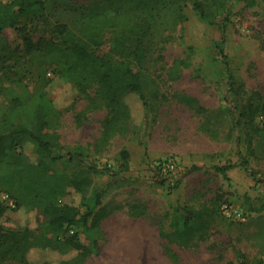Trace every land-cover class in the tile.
Returning <instances> with one entry per match:
<instances>
[{
	"label": "trees",
	"instance_id": "1",
	"mask_svg": "<svg viewBox=\"0 0 264 264\" xmlns=\"http://www.w3.org/2000/svg\"><path fill=\"white\" fill-rule=\"evenodd\" d=\"M232 1L0 0V192L14 200L15 209L33 206L26 227L7 228L0 223V264H34V251L43 254L40 264H83L97 249L95 229L108 215L102 204L105 188L96 187L94 176L110 173V169H100L87 149L65 150L60 141L62 114L45 89L46 73L53 65L59 77L74 83L85 97L87 111L107 112L101 133V141L107 142L113 134L129 129L125 96L136 92L147 104L149 86L158 89L155 69L166 67L165 52L177 39L178 25L187 19L185 9L191 8L220 30L221 39L215 46L226 68L227 100L217 111L187 93L178 94L177 101L200 115L202 129L214 137L220 136L226 123L227 136L236 133L237 142L241 132H246L252 149L251 135L264 131L257 123L264 114V101L245 97V83L237 79L225 53ZM7 29L15 31V39L5 34ZM181 66H189L187 58L172 64V78ZM17 83L26 86L24 96L10 93ZM27 138L36 144V164L19 151ZM129 157L122 149L124 170L129 169ZM248 165L243 159V166ZM234 166L217 168L226 172ZM65 195H72L73 203L60 202ZM8 209L0 198V219ZM207 212L177 206L169 215L171 231L166 236L181 246L191 245L205 230ZM71 228L74 233L61 235ZM79 229L88 244L79 240ZM167 251L174 262L180 260L172 248Z\"/></svg>",
	"mask_w": 264,
	"mask_h": 264
},
{
	"label": "rangeland",
	"instance_id": "2",
	"mask_svg": "<svg viewBox=\"0 0 264 264\" xmlns=\"http://www.w3.org/2000/svg\"><path fill=\"white\" fill-rule=\"evenodd\" d=\"M185 13L187 19L176 29L177 39L165 52L166 67L155 69L158 89L149 86L147 104L136 92L125 96L129 129L113 134L107 142L101 141L107 112L87 111V101L74 83L59 77L54 65L47 70L45 89L62 114L63 148L81 146L100 169L111 171L94 176L96 187L105 188L102 204L109 211L95 229L98 247L83 264H264V131L251 135L252 149L246 132H241L240 142L236 133L227 136L228 123L214 137L202 129L200 115L177 101L178 94L187 93L217 111L227 100L226 68L215 46L220 30L191 8ZM5 34L10 39L17 36L12 29ZM224 49L230 68L245 83V97L264 101V0L231 2ZM183 58L189 66H181L172 78L170 67ZM10 93L24 96L26 86L14 84ZM257 123L264 126V114ZM122 149L130 154L128 170L121 167ZM19 151L38 163L36 144L29 138ZM229 163L235 166L218 170V165ZM0 198L9 206L0 219L2 225L30 224L33 206L15 209L7 193L0 192ZM60 202L73 203V196L65 195ZM177 206L209 211L203 234L189 246L166 236L171 231L169 215ZM72 229L61 235L74 233ZM78 231L79 240L88 244L82 229ZM168 247L179 254L178 262L169 257ZM42 256L34 251V264H40Z\"/></svg>",
	"mask_w": 264,
	"mask_h": 264
},
{
	"label": "built area",
	"instance_id": "3",
	"mask_svg": "<svg viewBox=\"0 0 264 264\" xmlns=\"http://www.w3.org/2000/svg\"><path fill=\"white\" fill-rule=\"evenodd\" d=\"M7 197V196H6ZM11 204H14V202H11ZM237 216V215H236ZM239 216V215H238Z\"/></svg>",
	"mask_w": 264,
	"mask_h": 264
}]
</instances>
